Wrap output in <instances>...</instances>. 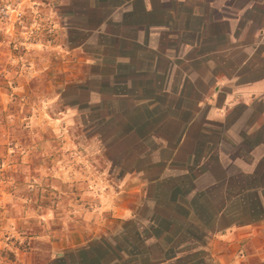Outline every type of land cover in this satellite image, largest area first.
Returning a JSON list of instances; mask_svg holds the SVG:
<instances>
[{"label": "crops", "instance_id": "1", "mask_svg": "<svg viewBox=\"0 0 264 264\" xmlns=\"http://www.w3.org/2000/svg\"><path fill=\"white\" fill-rule=\"evenodd\" d=\"M26 2L59 23L60 83L87 91L63 115L75 125L100 111L111 134L97 136L98 153L117 141L131 160L47 264L78 252L97 264L90 249L103 239L126 246L110 264H264V184L237 189L264 160V143L245 146L264 137V0ZM179 180L195 206L185 225L159 227L158 202L175 201Z\"/></svg>", "mask_w": 264, "mask_h": 264}, {"label": "rangeland", "instance_id": "2", "mask_svg": "<svg viewBox=\"0 0 264 264\" xmlns=\"http://www.w3.org/2000/svg\"><path fill=\"white\" fill-rule=\"evenodd\" d=\"M25 37L18 25L0 22V264L22 254L47 264L64 233L86 227L85 215L113 188L120 164L131 162L117 141L98 153L97 136L111 134L100 111L75 125L63 115L85 102L87 91L60 83V61L68 60L61 58L60 26L51 43L29 45Z\"/></svg>", "mask_w": 264, "mask_h": 264}, {"label": "trees", "instance_id": "3", "mask_svg": "<svg viewBox=\"0 0 264 264\" xmlns=\"http://www.w3.org/2000/svg\"><path fill=\"white\" fill-rule=\"evenodd\" d=\"M164 122H160L158 127L153 129V132H157L159 133V135H161V129L164 126ZM157 130V131H156ZM252 138L248 139V142L246 140L247 143H245V146H252V145H258V144H262L264 143V137H261L259 139H254V143L252 144H248L251 143ZM250 180H247L246 178L240 176L239 177V182L244 183L245 185L243 186H239L237 187L238 192H240L243 189H246L248 186V184L254 185L253 188H262L263 184H264V160L260 162V167L259 170L256 172V174L253 175V177L249 178ZM168 192L170 193V195L172 196L173 200L175 201H171L169 199V201L166 200H161L158 202V206H157V215L155 216V221L156 224L162 228H170L172 229L173 226V222L181 225H185L186 223V219L184 218V214L186 213L187 210H191L190 207L194 208V204L189 202H186L184 200L185 196H184V185L183 182L181 180L168 185ZM215 189L208 191L204 194L206 195H210V194H214L215 193ZM190 222L193 223L192 220H190ZM193 224H197L200 225L201 223L199 222H195ZM166 226V227H165ZM201 226V225H200ZM116 245L113 246L109 243L108 240L103 239L98 241L95 246L92 247V256L95 258V261L97 262V264H110L111 262H118L119 260V249L120 247L124 248L126 247L124 244L120 245L119 241L116 240L115 241ZM131 243H134V240H131ZM78 256H76V261L73 264H87V262L85 260H83L84 258H82L81 253L78 252L77 254ZM141 264H147L146 261H141ZM89 264V263H88Z\"/></svg>", "mask_w": 264, "mask_h": 264}, {"label": "built area", "instance_id": "4", "mask_svg": "<svg viewBox=\"0 0 264 264\" xmlns=\"http://www.w3.org/2000/svg\"><path fill=\"white\" fill-rule=\"evenodd\" d=\"M26 4L28 12L22 10ZM43 5L39 3H14L12 1L0 2V22L11 26L18 25L21 33L25 34L26 43L40 45L44 42L51 43L59 39V25L57 22L44 15Z\"/></svg>", "mask_w": 264, "mask_h": 264}]
</instances>
